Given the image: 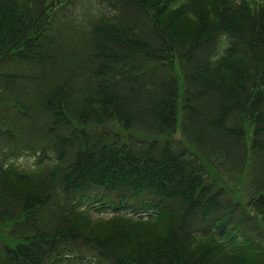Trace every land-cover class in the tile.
Segmentation results:
<instances>
[{
    "label": "trees",
    "instance_id": "trees-1",
    "mask_svg": "<svg viewBox=\"0 0 264 264\" xmlns=\"http://www.w3.org/2000/svg\"><path fill=\"white\" fill-rule=\"evenodd\" d=\"M0 264H264V0H0Z\"/></svg>",
    "mask_w": 264,
    "mask_h": 264
},
{
    "label": "rangeland",
    "instance_id": "rangeland-1",
    "mask_svg": "<svg viewBox=\"0 0 264 264\" xmlns=\"http://www.w3.org/2000/svg\"><path fill=\"white\" fill-rule=\"evenodd\" d=\"M23 162L29 163L30 162V159L29 158H26V159L23 160Z\"/></svg>",
    "mask_w": 264,
    "mask_h": 264
}]
</instances>
